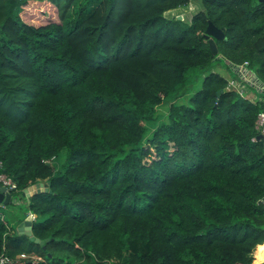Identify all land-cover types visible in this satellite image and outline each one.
<instances>
[{"label": "trees", "instance_id": "trees-1", "mask_svg": "<svg viewBox=\"0 0 264 264\" xmlns=\"http://www.w3.org/2000/svg\"><path fill=\"white\" fill-rule=\"evenodd\" d=\"M30 1L56 18L25 21ZM189 1L0 0V171L18 197L48 182L24 194L22 216L36 214L44 247L0 211V253H24L17 264H253L264 102L216 69L246 61L264 83V1L165 14ZM209 20L224 31L215 54ZM191 67L207 72L191 82Z\"/></svg>", "mask_w": 264, "mask_h": 264}, {"label": "rangeland", "instance_id": "rangeland-1", "mask_svg": "<svg viewBox=\"0 0 264 264\" xmlns=\"http://www.w3.org/2000/svg\"><path fill=\"white\" fill-rule=\"evenodd\" d=\"M194 3H195V0H190V2L188 3V5L186 6L185 9L187 10L189 5L194 4ZM194 11H195V9H193L191 12H194ZM55 12L56 11H55L54 7L52 5H49L48 3H45V2H33L32 3L30 1L23 7V10L21 11V17L27 22H31L33 24L38 25V24H43V23H46L50 20L55 19L56 18ZM165 14L166 15H173L174 13H172V10H169V11H165ZM182 15H184L183 17H188L187 14H182ZM185 19H188V18H185ZM217 64H219V63H217ZM218 67H220V66H217V68ZM216 70H219V69H216ZM206 72H207V68L191 67V68H189L187 75L189 76V80L192 82L196 78H199V80H200L201 76H203ZM221 73H222V71H221ZM233 74H235V72ZM251 76H254V75L251 74ZM231 80H233V79H230V81ZM239 81H241V80H239ZM169 100L171 101V98H169ZM168 105H169V101L163 102L160 105H158L156 109L159 113L165 112ZM66 157H67V149L63 148L59 152L57 157L55 159H53V165L56 166L57 162L63 163L65 161ZM14 198H16V202L11 200L10 203L8 204V206H5L4 204L0 203V211L3 213L8 225L15 228L23 216L22 212L26 209V202H27L26 198L27 197L24 194H22L21 197H18V193L15 192V193H13V199ZM35 216H36V214H35ZM34 218L35 217H32V219H34Z\"/></svg>", "mask_w": 264, "mask_h": 264}, {"label": "crops", "instance_id": "crops-1", "mask_svg": "<svg viewBox=\"0 0 264 264\" xmlns=\"http://www.w3.org/2000/svg\"><path fill=\"white\" fill-rule=\"evenodd\" d=\"M187 5L179 6L176 8L169 9V10H172V13H174L173 15L181 19L182 18L189 19L195 11L199 10L202 7L200 0H195V3L190 4L188 9L186 10L185 8ZM193 9H195V11L191 12ZM169 10H166V11H169ZM182 14H187L188 17H183L184 15ZM239 66L240 67H235V66H230L228 64V66H221V67H218V69L222 71V73L227 78L235 80L236 86L244 91V95L246 97H248L251 100L262 99V101L264 102V83H261V81L256 78L255 74L246 65L240 64ZM234 72L235 74H233ZM251 74H253L254 76H251ZM31 213H32V217H35V213L34 212H31ZM18 224L15 227L16 230L18 228ZM253 256H254L253 264H259L260 262H264V242L259 243L255 246L253 250Z\"/></svg>", "mask_w": 264, "mask_h": 264}, {"label": "water", "instance_id": "water-1", "mask_svg": "<svg viewBox=\"0 0 264 264\" xmlns=\"http://www.w3.org/2000/svg\"><path fill=\"white\" fill-rule=\"evenodd\" d=\"M261 1H264V0H261ZM205 36L206 38H208V44H209L212 54L217 53L218 48L215 43V38L224 37V31L221 28L217 27L211 20H209L207 23L206 29H205ZM227 62L230 66L240 67L239 65L234 64L228 60ZM261 137H262V134L258 133L257 138H261ZM47 187H48V182L39 181V182L33 183L29 185L28 187L24 188V194L28 197L34 192L46 190ZM10 201H11V193L7 191L4 186H0V203L4 204L5 206H8ZM31 219H32V214L28 212L27 215L23 218V220L19 222L17 231L27 234L30 239L34 240L35 242H39L44 247V242L47 241L48 239L47 238L39 239L38 237L32 234V230H31L32 220ZM259 264H264V262H260Z\"/></svg>", "mask_w": 264, "mask_h": 264}, {"label": "built area", "instance_id": "built-area-1", "mask_svg": "<svg viewBox=\"0 0 264 264\" xmlns=\"http://www.w3.org/2000/svg\"><path fill=\"white\" fill-rule=\"evenodd\" d=\"M245 63L246 61L243 64L245 65ZM229 83L236 86V82L234 80H231ZM238 89L240 88L238 87ZM254 127L255 130L257 131V134L258 133L262 134L261 138L263 139L264 142V109L258 112L255 119ZM252 138L254 139L255 137L253 136ZM1 165L2 162L0 161V167ZM0 186H4L6 190L11 193V200L16 202V198L13 199V193H12L13 191H16L18 189L16 182L15 180H13V178L10 175H8L4 171H0ZM25 256L26 255L22 253L19 254V256L17 257H12L7 253H5V251H3L0 253V264H17L19 261L25 260Z\"/></svg>", "mask_w": 264, "mask_h": 264}]
</instances>
